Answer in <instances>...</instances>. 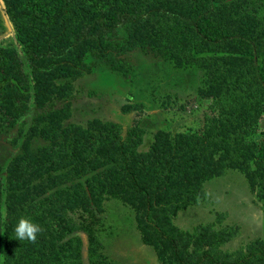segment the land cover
<instances>
[{"label": "trees", "instance_id": "1", "mask_svg": "<svg viewBox=\"0 0 264 264\" xmlns=\"http://www.w3.org/2000/svg\"><path fill=\"white\" fill-rule=\"evenodd\" d=\"M155 1L44 0L24 5L19 13L7 6L13 27L26 44L31 67V75L23 73L21 61L0 48V111L11 122L32 91L38 103L51 97L54 78L91 72L97 60L123 71L121 54L152 38L137 32L150 25L164 28L165 17L170 19L165 30L167 48L178 62L202 61L204 57L195 56V51L212 47L229 54L227 59L209 58L222 65L209 73L205 89L216 114L197 130L160 132L147 151H137L140 127H130L123 134L113 123L64 127L60 122L67 112L59 115L60 109L36 115L31 133L44 143L31 148L24 139L7 170L0 264H83L81 238L70 234L75 226L65 210L90 211L94 190L111 187L112 177L134 191L129 202L141 207L137 226L142 241L156 249L163 264H259L264 260V240L232 252L222 250L236 227L215 229L202 224L190 232L170 219L202 197V180L224 168L244 172L251 189L264 199V126L257 127L264 116V12L258 0L248 1L249 12L258 11L257 20L250 21L254 35L248 36L234 32L219 18L224 6L234 18L237 10L229 0H180L184 13L170 16L156 15L159 11L151 7ZM177 17L190 28H178ZM120 25L131 28V37L124 43L109 40L108 34ZM44 30L50 40L42 37ZM90 56L93 60H87ZM257 133L262 138L255 137ZM21 217L40 226L35 240L15 238ZM89 260L107 264L91 253Z\"/></svg>", "mask_w": 264, "mask_h": 264}, {"label": "rangeland", "instance_id": "2", "mask_svg": "<svg viewBox=\"0 0 264 264\" xmlns=\"http://www.w3.org/2000/svg\"><path fill=\"white\" fill-rule=\"evenodd\" d=\"M40 1L44 0H0V48L10 50L21 61L22 72L28 75H31V67L26 44L14 29L7 6L10 11L19 13L24 5ZM229 1L230 7L237 10L234 18L229 17L227 8L224 9L226 6L219 11V18L226 25L230 24L234 32L254 35L250 21L257 20L258 11L254 14L250 10V14L247 9L248 1L252 0ZM258 1L260 12H264V0ZM151 5L159 11L158 16L184 13L180 0H156ZM177 19L178 28L186 26L181 17ZM168 22L170 19L165 17L162 21V26L166 25L164 28L154 29L150 25L145 31L137 32L138 36L149 33L152 38L148 43H136L121 54L125 65L123 71H115L107 63L97 60L91 72L76 78H54L53 93L48 100L38 103L32 91L23 99L24 109L13 118V122L0 111L1 218L6 214L9 163L19 152L24 139L31 148L44 143L39 135L31 133L36 115L60 109L59 115L67 112V117L60 122L64 127L71 123L80 127H88L95 122L113 123L123 134L130 127H140L142 140L137 151H147L160 132L173 134L197 130L209 116L216 114L209 106L210 95L205 89L209 85V73L222 65L209 62V58L216 55L227 59L229 52H216L212 47L195 51V56L204 57L202 61L178 62L167 48L169 43L165 30ZM186 28L190 27L187 25ZM131 34L130 27L120 25L108 34V39L124 43ZM42 37L51 39L48 30H44ZM87 60L93 58L90 56ZM258 123V129H262L264 116ZM255 137L262 138V134L257 133ZM110 183L112 186L102 191L94 190L90 211L80 207L65 210L66 217L75 226L70 234L81 238L83 264H91L90 253L107 264H163L156 249L142 241L137 226V213L141 207L136 208L129 202L135 197L134 191L124 184L125 181L120 182L115 177L110 179ZM201 185L202 197L171 214L173 225L190 232L202 224H211L215 229L236 227L235 234L221 245L226 252L264 240V199L251 189L244 172L224 168L220 174L202 180ZM259 264H264V260Z\"/></svg>", "mask_w": 264, "mask_h": 264}, {"label": "clouds", "instance_id": "3", "mask_svg": "<svg viewBox=\"0 0 264 264\" xmlns=\"http://www.w3.org/2000/svg\"><path fill=\"white\" fill-rule=\"evenodd\" d=\"M41 231L38 224L33 223L30 219L21 217L15 226V238L23 241L25 239L35 240L37 233ZM3 257H0L2 261Z\"/></svg>", "mask_w": 264, "mask_h": 264}]
</instances>
